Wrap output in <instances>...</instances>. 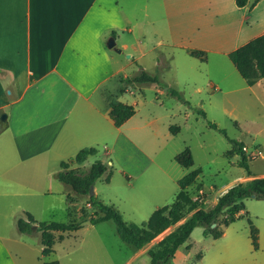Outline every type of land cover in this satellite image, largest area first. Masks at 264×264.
I'll return each mask as SVG.
<instances>
[{"label": "crops", "instance_id": "obj_1", "mask_svg": "<svg viewBox=\"0 0 264 264\" xmlns=\"http://www.w3.org/2000/svg\"><path fill=\"white\" fill-rule=\"evenodd\" d=\"M254 1L239 7L236 0H0V117L7 114L6 121L0 119L3 124L0 132L10 129L12 145L11 150L7 149L17 155V159L12 158L14 162L0 157V167L2 170L11 168V164L17 165L16 168L33 167L43 153L54 148L78 154L85 148L107 149L109 145L119 149L134 144L124 132L134 116L116 127L109 115L110 103L117 100L133 106L119 97L135 86L149 85L126 82L142 70L155 76L153 73H160L180 59L193 65L197 62L207 65L215 60L227 65L242 88L262 86L264 78L249 87L235 66L232 70L228 64L230 52L264 34V0L253 4ZM111 39L121 53L108 47ZM191 50L205 51L207 60L192 57ZM149 55L151 67L145 64ZM133 63L139 66V73L131 77L126 67ZM207 80L215 89L220 87L212 77ZM164 84L173 88L174 84L180 85V80ZM156 86L165 93L166 89ZM80 168L82 164L71 165V169ZM24 169L21 167V173ZM7 173L0 176V199L23 195L21 185L25 177H11ZM255 178L264 175H248L242 182ZM94 191L96 196L95 187ZM67 201L72 214L74 198L68 196ZM87 205L96 213L88 200ZM107 205L120 212L115 205ZM18 207L11 208L15 211ZM77 211L72 220L77 223L90 219L92 224V218L96 217L95 214L81 219L82 214ZM247 213L244 203L241 217ZM27 215L31 214L26 213L25 219ZM13 217L15 226L9 224L0 232V264L59 262L56 244L69 241L64 255H71L82 248L86 239L79 234L84 225L73 232H57L53 252L44 256L39 233L36 241L40 256H35L28 235L17 228L20 217ZM235 222L222 226L223 234L218 239L206 236L219 246L209 258L200 253L196 264H264L261 230L256 227L259 246L255 249L250 226L251 247L244 250L238 230L230 233ZM158 242L152 240L141 249L133 247L124 253L121 264H151L149 250ZM89 249L92 253L105 249L104 242L99 236L92 237ZM118 252L122 255L121 247ZM76 263L72 260L70 264Z\"/></svg>", "mask_w": 264, "mask_h": 264}, {"label": "rangeland", "instance_id": "obj_2", "mask_svg": "<svg viewBox=\"0 0 264 264\" xmlns=\"http://www.w3.org/2000/svg\"><path fill=\"white\" fill-rule=\"evenodd\" d=\"M150 59V55L145 59L148 67H151ZM228 64L233 70L232 62L228 60ZM138 67L135 63L127 66V75L133 77L138 74ZM153 74L168 84L178 78L180 85L172 86L184 99H178L167 90L162 94L159 87L153 84L142 88L135 86L131 92H125L119 98L133 104L136 114L125 126L124 132L134 144L119 149L109 145L107 149L97 147V154L89 156L80 168L87 171L96 161H102L108 170L94 185L96 196L107 204L115 205L125 221L138 226L146 223L155 210L171 205L180 193L178 180L195 169L200 168L202 173L188 192L193 200H204L206 209L212 208L228 189L242 183L248 172L239 164L241 155L234 150L233 141L248 148L244 152L252 176L264 175V81L262 86L242 88L229 73L227 65L215 60L207 65L198 62L193 65L180 59L178 63ZM236 74L240 78L238 72ZM208 77H212L220 87L215 89ZM211 124H216L217 129ZM2 125L1 122L0 130ZM171 127H179V130L172 132ZM10 139V129L0 132V157L14 162L17 155L7 149L11 150ZM186 148L191 150L194 158V165L189 169L175 160L176 155ZM258 152L261 156H255ZM76 155L77 151L59 152L54 148L43 153L33 167L23 165L16 168L17 165L12 164L11 168L2 170L0 167V176L7 171L11 177H25L24 185H21L24 187L23 195L0 199V232L9 224L15 226L13 215L25 218V214L30 213L37 221L59 223L74 220L77 210L82 214L81 219L95 215L88 208L87 197L75 194L56 177L61 162H70ZM21 167H25L27 174L21 173ZM68 196L74 198L72 214L69 212ZM244 203L248 213L232 225L230 233L238 230L245 250L251 247L248 219L261 230V242L264 244V200L247 198ZM13 205L20 207L13 211ZM191 214L165 230L154 242H160L174 232ZM37 234L39 232L26 237L33 244V255L40 256ZM79 234L86 239L82 248L71 255H64L69 241L56 244L55 253L60 264H70L72 260L76 264H121L125 259L124 253L133 249L120 238L112 220L86 224ZM96 236L102 239L105 249L92 253L89 247L92 237ZM218 246L211 237L204 236L203 227H196L170 264H196L200 253L209 258ZM120 247L122 255L118 252Z\"/></svg>", "mask_w": 264, "mask_h": 264}, {"label": "trees", "instance_id": "obj_3", "mask_svg": "<svg viewBox=\"0 0 264 264\" xmlns=\"http://www.w3.org/2000/svg\"><path fill=\"white\" fill-rule=\"evenodd\" d=\"M248 1L236 0V3L239 7H245ZM189 53L192 57L198 58L201 61L207 60V53L205 51L191 50ZM229 59L246 84L249 87L255 86L259 80L264 78V34L230 52ZM126 82L130 85L156 84L166 89L178 99H184L180 92L162 83L158 76H152L144 70L136 77L127 79ZM110 108L109 115L116 127L122 126L136 114L134 106L117 100H113L110 103ZM201 114L205 115L203 111H201ZM211 127L217 129L216 124H211ZM170 129L172 132H177L179 127H171ZM233 143L234 150L237 154L241 155L240 166L246 169L249 176L252 175L249 169V160L243 151L244 145L237 141H233ZM96 154L97 150L94 148L81 150L74 160L61 163V169L56 176L62 183L70 186L77 195L88 197V203L96 209V217L92 218V222L97 223L112 220L117 226L120 238L125 243L141 249L169 227L184 219L188 213H192L174 232L170 233L149 250L151 264H170V260L175 256L177 250L190 238L196 227H203L205 236H212L215 239L220 238L223 234L222 226H228L241 217L245 199L255 198L257 200H264V178H255L231 187L218 199L215 206L206 209L204 200H193L188 192V188L197 181L202 173V170L198 168L178 180L181 191L171 205L157 209L149 220L140 226L129 224L115 207L104 204L95 195H90L91 188L94 187L97 180L108 170V167L102 161H96L87 171L71 169L72 164H83L89 156ZM175 160L186 169L194 165V158L189 148L176 155ZM249 223L253 246L255 249H258V229L250 220ZM214 224L215 227H213ZM34 227H36V231ZM17 228L23 234H35L39 232L43 246L42 254L48 256L53 252V247L56 243L55 233L76 231L80 228V223L76 221L69 223H38L31 215H27V219L22 217L17 219ZM45 264H59V262L53 261L46 262Z\"/></svg>", "mask_w": 264, "mask_h": 264}, {"label": "water", "instance_id": "obj_4", "mask_svg": "<svg viewBox=\"0 0 264 264\" xmlns=\"http://www.w3.org/2000/svg\"><path fill=\"white\" fill-rule=\"evenodd\" d=\"M115 40L114 39H111L109 42H108V47L109 48H114L117 52H120L121 53V50L118 49L117 47H115ZM1 121H6L7 119V114H2L1 117H0ZM95 194V191H94V187L91 188V191H90V195L93 196ZM90 225L91 224V220H87L85 222L82 223V225ZM213 227H215V224L213 225ZM34 230H36V227H34Z\"/></svg>", "mask_w": 264, "mask_h": 264}, {"label": "built area", "instance_id": "obj_5", "mask_svg": "<svg viewBox=\"0 0 264 264\" xmlns=\"http://www.w3.org/2000/svg\"><path fill=\"white\" fill-rule=\"evenodd\" d=\"M247 150H248V148H247L246 146H244V147H243V151H247ZM255 156H261V152H258V154L255 155Z\"/></svg>", "mask_w": 264, "mask_h": 264}]
</instances>
